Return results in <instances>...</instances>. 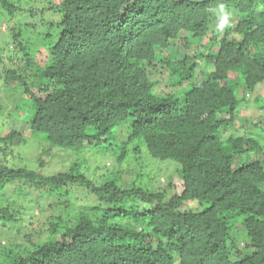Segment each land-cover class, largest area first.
<instances>
[{"label":"trees","instance_id":"1","mask_svg":"<svg viewBox=\"0 0 264 264\" xmlns=\"http://www.w3.org/2000/svg\"><path fill=\"white\" fill-rule=\"evenodd\" d=\"M24 1L0 4L54 11L59 34H40L36 61L9 28L21 64L6 81L35 111L0 152L42 139L76 161L44 175L0 158V264H264V0ZM151 160L174 166L163 187ZM17 195L45 222L18 219Z\"/></svg>","mask_w":264,"mask_h":264},{"label":"rangeland","instance_id":"2","mask_svg":"<svg viewBox=\"0 0 264 264\" xmlns=\"http://www.w3.org/2000/svg\"><path fill=\"white\" fill-rule=\"evenodd\" d=\"M49 1L50 0H26L24 1V5H28L31 9L36 10L38 13V11L42 10L44 6H48ZM33 16L34 15H31L29 13L23 15L19 12L14 16H10L0 4V46L3 49L1 52L2 61H0V136H3L5 133H7L8 129L25 128L24 125L31 120L35 111L33 104L29 102L28 98L26 96L24 98H20L21 94L19 90L14 86H10L12 83L6 81V73L10 69H17L21 64V62H19V58H11L14 53H18V49L16 48L13 39L11 38L12 36L9 28L13 27L14 25L18 26L17 24H19V29L25 31H23V34L25 35L22 34V38L28 39L29 43H27V45L31 46V54L33 58L35 56L36 61L43 59V54L45 53V47L42 42V35L40 34H45L49 30H51L56 36L59 34L58 29H54V27L49 26V24H51L53 20L57 19V14L54 11L46 10V13L44 15L40 14L34 17ZM41 16L46 18L48 24L45 25L43 23V17ZM28 23L31 24V27L26 26V24ZM2 32H4V34H2ZM20 54L23 55V52H20ZM201 75L203 77L207 75V70L205 68H203ZM10 89L15 91L16 93H11ZM256 94L264 97V86ZM256 94L249 95L245 104L249 114L252 117H254L255 114L258 115L260 110L258 107L259 103H257V101L255 100V97L257 96ZM18 105H20L21 107V113L19 116L20 121L14 116L15 109ZM242 131L243 130L240 129V132ZM0 158L4 159V161H6V163L11 167L31 168L44 175H52L60 171L68 170L70 164L76 161V157L72 152L62 150L60 148L50 149L48 144L42 139H40V141L29 139L27 143L21 146L8 147L5 153L3 151L0 152ZM77 160L80 161V159L78 158ZM112 162L113 161L107 162L106 166L114 167ZM150 163L152 164L150 165V169L152 171L149 172L152 173L155 177V181L153 183L159 188L163 187L166 183L167 177L170 176V174H172L174 171L173 164L171 162H159L157 160H151ZM97 178L98 177H96L95 179ZM130 179L131 176H128L124 179V181H128ZM27 190L34 193V191H30V189ZM8 191L9 193L14 192L13 190ZM29 192H27V194ZM73 198L77 199L78 202L81 203H92L91 198L83 200L78 198L76 194ZM4 204H9L10 207H14V210L16 212H19V215H17L18 219H23L27 223L32 222L34 224V227H37L39 222H45V217L40 215V211L37 206L33 208L31 214L34 213V215L36 214L41 216L40 218H38V223L37 221H35L34 215L31 216L26 212L25 209L30 207L31 203L23 201L21 199V195H17L16 197L10 196L9 199L7 198L4 200ZM190 205L192 207L198 208L197 204L195 203H191ZM45 224H43L42 227H45ZM28 231L30 232L31 229L27 228V232ZM13 233L15 234L16 230H14ZM19 237V239L18 236L15 238L19 241H22V236ZM245 242V240H240L239 245H244Z\"/></svg>","mask_w":264,"mask_h":264},{"label":"clouds","instance_id":"3","mask_svg":"<svg viewBox=\"0 0 264 264\" xmlns=\"http://www.w3.org/2000/svg\"><path fill=\"white\" fill-rule=\"evenodd\" d=\"M219 11L222 13L217 28L223 30L229 24V17L233 15L231 10H228L223 5L219 7Z\"/></svg>","mask_w":264,"mask_h":264}]
</instances>
